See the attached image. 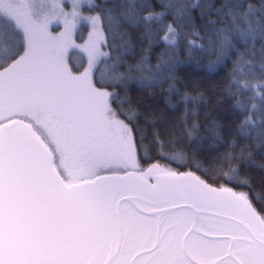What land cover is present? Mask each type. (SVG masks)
Masks as SVG:
<instances>
[{
  "label": "snow or ice",
  "instance_id": "obj_1",
  "mask_svg": "<svg viewBox=\"0 0 264 264\" xmlns=\"http://www.w3.org/2000/svg\"><path fill=\"white\" fill-rule=\"evenodd\" d=\"M159 6L127 0L116 12L94 0H0V264H264V185L257 191L241 177L234 153L218 158L227 165L216 170L218 186L173 170L184 154L165 152L159 131V158L142 168L145 129L127 93L109 90L127 80L117 70L128 51L116 43L120 26L175 49L184 29L205 39L192 15L199 8L216 63L236 56L228 92L244 117L237 134L250 138L259 123L264 146V0L258 10L235 0ZM101 62L111 73L97 75ZM173 67L157 65L155 79Z\"/></svg>",
  "mask_w": 264,
  "mask_h": 264
},
{
  "label": "trees",
  "instance_id": "obj_2",
  "mask_svg": "<svg viewBox=\"0 0 264 264\" xmlns=\"http://www.w3.org/2000/svg\"><path fill=\"white\" fill-rule=\"evenodd\" d=\"M127 0H96V4L114 8L119 12L120 5ZM137 3L143 0H136ZM154 6L155 11H161L160 0H147ZM182 4H213L220 8L225 0H174ZM233 2V0H228ZM244 5H251L253 9L261 8V0H235ZM100 9L91 13L95 14ZM88 12V11H85ZM196 29L199 35L205 37L203 41L196 40L194 29H184L186 35L182 36L177 48H167L159 40L149 43L142 38L141 32L129 25H122L116 30V43L122 41L128 44V51L120 61L117 70L125 73L127 80L118 85L116 92L127 97L131 107L136 110L138 126L145 129L142 147L139 150V159L142 167H148L159 158L160 148L154 143L153 132L159 131L160 138L164 141L165 152L183 153L184 159L179 163H169L168 166L176 171H195L207 183L218 186L221 183L216 174L220 167L227 165L219 161V157L234 153L236 159L233 166L238 168L241 177H250L252 185L257 191L264 185V146L258 137L257 130L250 138H244L237 134V128L244 118L242 109L238 110L236 100L229 94V73L232 69V61L236 59L233 53L230 58L217 64V53L209 50L207 45V33L203 29L204 20L200 18L199 8L192 10ZM259 11L253 17L255 23L259 18ZM212 19H216L215 14ZM171 17H168L170 20ZM227 22V18H226ZM106 27V23H105ZM86 32V30H84ZM83 34H78V39ZM162 36L163 33H160ZM189 41L196 44H204V49H190ZM243 51V46H238ZM255 47L260 48L257 40ZM109 51V49H108ZM171 63L173 71L167 78L156 80L157 65L161 67ZM111 64V61H109ZM142 65L141 68H137ZM111 73V68H105L101 63L96 70ZM258 74V73H257ZM141 80L144 83H141ZM148 81H152L150 84ZM187 97V101H185ZM248 97H244L247 103ZM259 117V100H256ZM157 122L153 127L149 123L153 117ZM195 125L196 130L191 137L186 135V130ZM216 125L219 139L212 134V127ZM243 152V159L240 154ZM234 186V185H229ZM237 190L245 191L244 188ZM257 207L264 205L257 204Z\"/></svg>",
  "mask_w": 264,
  "mask_h": 264
},
{
  "label": "rangeland",
  "instance_id": "obj_3",
  "mask_svg": "<svg viewBox=\"0 0 264 264\" xmlns=\"http://www.w3.org/2000/svg\"><path fill=\"white\" fill-rule=\"evenodd\" d=\"M94 2L96 3V0H94ZM85 14L88 15V14H93V13L85 12ZM93 15H94V14H93ZM80 33H82L83 35L80 36L79 39H78V34H80ZM80 33H78L77 36H76V42H77V43H81L84 39L87 38V30H86V32H85V31H82V32H80ZM105 51H108V49H105ZM73 63H76V62L74 61ZM101 63H102V62H101ZM101 63H100V64H101ZM100 64H98L97 69L99 68ZM97 69H96V70H97ZM80 70L82 71L83 69L81 68ZM149 166H150V165H149ZM149 166H148V167H149ZM141 167H142V166H141ZM142 168H144V167H142ZM146 168H147V167H146ZM146 168H145V169H146Z\"/></svg>",
  "mask_w": 264,
  "mask_h": 264
},
{
  "label": "bare ground",
  "instance_id": "obj_4",
  "mask_svg": "<svg viewBox=\"0 0 264 264\" xmlns=\"http://www.w3.org/2000/svg\"><path fill=\"white\" fill-rule=\"evenodd\" d=\"M85 63H86V61H85Z\"/></svg>",
  "mask_w": 264,
  "mask_h": 264
}]
</instances>
